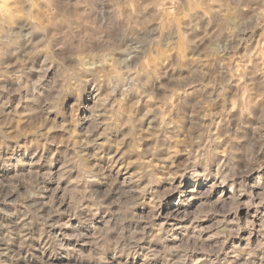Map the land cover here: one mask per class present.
I'll use <instances>...</instances> for the list:
<instances>
[{
  "label": "clouds",
  "instance_id": "clouds-1",
  "mask_svg": "<svg viewBox=\"0 0 264 264\" xmlns=\"http://www.w3.org/2000/svg\"><path fill=\"white\" fill-rule=\"evenodd\" d=\"M0 264H264V0H0Z\"/></svg>",
  "mask_w": 264,
  "mask_h": 264
}]
</instances>
